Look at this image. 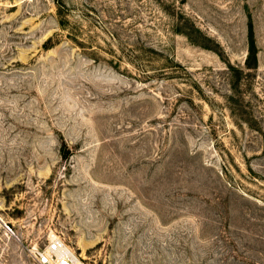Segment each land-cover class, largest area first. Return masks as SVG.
<instances>
[{
	"label": "rangeland",
	"instance_id": "obj_1",
	"mask_svg": "<svg viewBox=\"0 0 264 264\" xmlns=\"http://www.w3.org/2000/svg\"><path fill=\"white\" fill-rule=\"evenodd\" d=\"M54 238L264 264V0H0V264Z\"/></svg>",
	"mask_w": 264,
	"mask_h": 264
},
{
	"label": "built area",
	"instance_id": "obj_2",
	"mask_svg": "<svg viewBox=\"0 0 264 264\" xmlns=\"http://www.w3.org/2000/svg\"><path fill=\"white\" fill-rule=\"evenodd\" d=\"M38 264H79V260L60 238L48 241L43 251L36 252Z\"/></svg>",
	"mask_w": 264,
	"mask_h": 264
},
{
	"label": "trees",
	"instance_id": "obj_3",
	"mask_svg": "<svg viewBox=\"0 0 264 264\" xmlns=\"http://www.w3.org/2000/svg\"><path fill=\"white\" fill-rule=\"evenodd\" d=\"M251 56H252V50H249V55H248V58H247V63H248V60L251 59ZM247 63H246V64H247ZM247 66H248V64H247Z\"/></svg>",
	"mask_w": 264,
	"mask_h": 264
}]
</instances>
